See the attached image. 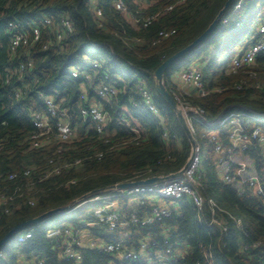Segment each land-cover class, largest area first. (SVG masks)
<instances>
[{
    "label": "trees",
    "instance_id": "trees-1",
    "mask_svg": "<svg viewBox=\"0 0 264 264\" xmlns=\"http://www.w3.org/2000/svg\"><path fill=\"white\" fill-rule=\"evenodd\" d=\"M123 1L133 16L157 15L156 19L147 28L139 29L114 9L111 0L97 1L96 6L103 11L100 19L94 15L91 0H0V198L8 199L0 203V239L16 225L74 205L92 192L164 177L180 171L188 162L190 143L173 110L155 92L153 74L167 58L206 30L226 0H147L141 6L134 0ZM238 1L230 5L200 45L166 70L163 83L170 93L174 92L171 78L175 73L193 61L205 62L202 80L207 95L188 96L186 100L202 109L209 121L233 112L260 116L259 120H241L243 131L249 135L256 127L264 132V53L253 65L237 72H230L229 66L239 49L258 41L254 34L264 19V0H241L238 13L222 24ZM170 6L172 10L167 12ZM64 22L70 24V32L63 29ZM9 23L17 29L9 30ZM34 30L39 33L37 40ZM171 30L174 35L154 44L160 32ZM17 32H22L27 42L12 51L11 41ZM59 34L62 38L57 40ZM94 64L98 67L94 68ZM73 69L79 78H72ZM102 85L115 88L116 95L108 100L99 98L97 89ZM141 85L151 94L159 117L146 107ZM81 94L85 100H80ZM45 99H52L68 111L74 136L70 142L62 143L52 134L40 148H33L31 115H45ZM92 104L108 115L104 136H99L92 123L80 115L81 108ZM121 119L128 126L117 124ZM50 122L53 127L56 121ZM231 129L229 124L205 131L196 128L208 145L205 156L194 135L200 148L201 193L222 209L219 218L227 231L207 228L206 207L198 210L182 199L169 207L170 218L137 233L134 227L127 229L136 233L131 238L134 243L141 239L155 242L146 252L152 262L155 253L172 245L179 258L170 264H263L264 199L248 187L239 195L216 167L214 148L228 145ZM242 156L251 160L264 190V156L253 147ZM50 158L81 160V164L43 179ZM26 171L28 176H24ZM10 175L15 178L9 180ZM128 202L124 199L119 203V214L126 219L133 213L143 217L154 203L146 199L135 205ZM85 210L86 207L69 213L70 218L53 227L68 225L108 241L120 237L116 231L109 233L99 226L85 227V222L92 221ZM231 218L242 221L239 230ZM51 221L49 218L17 232L0 249V264H75L60 258L54 243L46 238ZM27 231H31V238L18 243L16 236ZM79 250L81 264H149L121 262L99 248L84 246ZM206 254L211 260L205 259Z\"/></svg>",
    "mask_w": 264,
    "mask_h": 264
},
{
    "label": "built area",
    "instance_id": "built-area-1",
    "mask_svg": "<svg viewBox=\"0 0 264 264\" xmlns=\"http://www.w3.org/2000/svg\"><path fill=\"white\" fill-rule=\"evenodd\" d=\"M98 0H91L94 4L93 12L97 19L103 17V11L96 6ZM139 6L147 3V0H134ZM184 1V0H182ZM114 9L117 12L123 13L129 21L139 29H144L150 26L156 19L157 15L153 16H133L127 9L123 0H111ZM241 8V0L233 7L229 17L222 20V24H226L231 16L238 13ZM172 10V6L168 7L166 11ZM49 24V21H45ZM99 28L103 27V24L99 22ZM8 29H17L12 23L8 24ZM63 29L66 32L71 31V26L68 22L63 23ZM175 31H162L158 34V38L155 43L169 39L174 35ZM34 39L37 40L39 33L37 30L33 31ZM62 35L57 36V40H60ZM254 36L258 37L256 43L250 44L245 49H239L231 60L229 71L237 72L245 67H250L255 63L256 58L264 53V19L256 26ZM26 36L22 32H17L11 41V49L15 51L20 45L26 44ZM205 62L194 61L186 69L173 75L171 78L172 84L176 87L175 91L171 92V95L177 105V108L181 111L186 126L193 137L196 132V128H200L205 131L209 128L216 126H224L229 124L232 129L228 133L229 143L228 145H217L214 148L216 156V167L219 171L221 178L227 182L233 189H235L239 195H243L245 188L253 189L256 195L261 196L264 199V190L260 184L258 175L256 174L253 164L245 163L242 161H236V157L242 155V153L250 148H255L259 151L260 156H264V132L261 128L256 127L251 130L250 134H246L241 126V120L246 118H256L259 120L258 115H251L250 113H229L228 115L218 118L214 121H209L205 118L204 111L198 107H194L188 103L186 97L199 96L204 97L207 95V91L203 85V69ZM94 68L98 65L94 64ZM23 69V67H21ZM71 76L74 79L79 78V73L76 69L71 71ZM87 78V76H84ZM140 94L149 112L155 117H159V110L155 106L153 98L149 91L141 85ZM116 95V90L112 86L102 85L97 89V96L102 100H108L110 97ZM80 100H85V95H80ZM44 105L46 107L45 115L34 113L31 115L32 124L35 132L30 137L31 146L33 148H40L50 135L54 134L55 139L62 143H68L74 136V131L70 124V115L66 109H61L59 105L55 104L52 99H45ZM80 115L83 120L90 121L95 128L96 133L99 136H104L106 126L108 123V115L102 111L99 105L92 104L89 107L81 108ZM54 119L55 125L51 127L50 120ZM119 125H127L124 120L121 119L117 123ZM214 141V138L211 139ZM59 149L57 153L60 154ZM102 155L99 154L100 158ZM200 148L194 140V145L190 151L188 164L180 177L164 180L161 182H155L149 185H138L130 187L124 190H105L101 193L92 195L85 201H78L72 207L65 212V214L78 211L84 206L90 204L94 209L91 212V222H85V227H101L109 233H118L119 238L108 241L102 240L100 237H94L87 235L86 240L82 239V232L72 229L70 226L65 225L63 228L53 227L47 230L46 238L54 243L55 249L58 251L60 258L73 260L75 264H81L80 248L88 246L90 248L102 249L105 253L115 255L121 262H137L142 261L149 264H170L175 259L179 258V255H175L176 251L172 245H168L163 251L155 253V262H152V258L149 254H146L148 246L155 245L152 240H139L137 243L132 241V237L140 229L150 227L156 222H160L163 219L171 217L170 206L178 204L182 199L190 201L196 209L202 210L206 207L208 220L206 222L207 228L219 229L222 232L227 231L223 222L219 218V215L223 212L219 208L212 198L205 199L202 195V181L199 173L200 170ZM81 164V160L74 161H62L60 158H50L47 162V170L43 176V179H48L52 176H57L65 171L78 168ZM29 171L24 172V176H28ZM15 175H10L9 180H13ZM72 184L74 181L71 182ZM129 199L128 205H135L142 202L143 199L154 202L149 212L143 217H139L133 213L129 219L123 218L120 214V201ZM4 197L0 198V203H4ZM33 205V201L29 202ZM5 204V203H4ZM88 215V214H87ZM231 217V216H230ZM234 220L233 218H231ZM236 229H240L242 221L235 219ZM134 227L136 233H131L127 229ZM31 238V231L20 233L16 236L18 243H23ZM2 254L0 252V260ZM205 259L211 260L209 255H205ZM38 264H41L40 262ZM264 264V261H263Z\"/></svg>",
    "mask_w": 264,
    "mask_h": 264
},
{
    "label": "water",
    "instance_id": "water-1",
    "mask_svg": "<svg viewBox=\"0 0 264 264\" xmlns=\"http://www.w3.org/2000/svg\"><path fill=\"white\" fill-rule=\"evenodd\" d=\"M236 0H226V2L224 3L223 7L220 9V11L217 13L216 17L214 18V20L211 22V24L206 28V30L201 33L196 39H194L190 44H188L186 47H184L183 49L179 50L178 52L174 53L172 56H170L169 58H167L154 72L153 77H154V89L155 92L160 96V98L173 110V112L176 115V118L178 120V123L181 126V129L183 131V133L185 134V136L187 137V140L190 143L191 149L194 145V140L192 135L190 134L186 123L184 121V118L182 116L181 111L177 108V105L171 95V93L166 89L164 83H163V76L166 72V70L171 67L174 63L178 62L180 59H182L185 55H187L189 52H191L194 48H196L198 45H200L215 29L218 21L220 20V18L227 12V10L229 9L230 5L232 3H234ZM188 162L186 163V165L178 172L164 176V177H157V178H151L145 181H140V182H132V183H123V184H117L114 186H111L107 189H103V190H99V191H95L92 192L86 196H83L81 198V200H79L80 202L85 201L86 199H88L89 197H91L92 195L101 193L105 190H124L130 187H134V186H138V185H149V184H153L155 182H161L164 180H168V179H172V178H176V177H180L182 176L186 166H187ZM73 205L71 206H67V207H63V208H56L50 211H47L31 220L25 221L23 223H20L18 225H16L15 227H13L12 229H10L1 239H0V249L2 248V246L8 241L10 240L17 232L32 227V226H36L38 224H40L41 222H43L46 219L52 218L55 215L61 214V213H65L67 210L72 209Z\"/></svg>",
    "mask_w": 264,
    "mask_h": 264
},
{
    "label": "rangeland",
    "instance_id": "rangeland-1",
    "mask_svg": "<svg viewBox=\"0 0 264 264\" xmlns=\"http://www.w3.org/2000/svg\"><path fill=\"white\" fill-rule=\"evenodd\" d=\"M235 48L237 49V47H235ZM231 49L232 48L226 50L225 56H227L229 54V52H230ZM211 135H213V134L211 133ZM195 137L199 141L200 147H202V152L204 153L203 155L205 156L206 153H207V150H208L207 143L204 142V141H202V139H201L200 134L198 133V131L195 133ZM85 207H86L85 213L88 214L86 217H91V212H92V210L94 208L90 204L84 206V208ZM80 210H78V211L80 212ZM70 216H71V214L68 215V214H65V213H61V214L55 215L54 217H52V221L49 223V227L52 228L57 223L63 222L64 219L70 218ZM81 237H82L83 240H86L87 235H82Z\"/></svg>",
    "mask_w": 264,
    "mask_h": 264
},
{
    "label": "crops",
    "instance_id": "crops-1",
    "mask_svg": "<svg viewBox=\"0 0 264 264\" xmlns=\"http://www.w3.org/2000/svg\"><path fill=\"white\" fill-rule=\"evenodd\" d=\"M177 73H175L174 75H176ZM236 161H242V162H245V163H249L251 164V160L248 158V157H244L242 155H239L236 157Z\"/></svg>",
    "mask_w": 264,
    "mask_h": 264
}]
</instances>
